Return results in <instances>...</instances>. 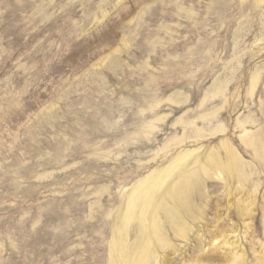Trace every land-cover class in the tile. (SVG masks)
<instances>
[{
	"label": "rangeland",
	"instance_id": "rangeland-1",
	"mask_svg": "<svg viewBox=\"0 0 264 264\" xmlns=\"http://www.w3.org/2000/svg\"><path fill=\"white\" fill-rule=\"evenodd\" d=\"M160 180L151 264H264V0H0V264H123Z\"/></svg>",
	"mask_w": 264,
	"mask_h": 264
},
{
	"label": "bare ground",
	"instance_id": "bare-ground-1",
	"mask_svg": "<svg viewBox=\"0 0 264 264\" xmlns=\"http://www.w3.org/2000/svg\"><path fill=\"white\" fill-rule=\"evenodd\" d=\"M227 169L229 172L231 171L229 166L227 167ZM153 179H154L153 181L156 182L155 178H153ZM161 179H165V178L163 177ZM148 181H150V180H148ZM162 181H164V180H162ZM162 181L160 180L159 183H155L154 186L151 187L150 194L147 197L141 195V196H143L144 201L140 203L141 205H140L139 216L138 217L134 216L136 218V219H134L133 215H131L132 216L131 218H133L134 221H137L136 223H137V233L138 234H137V237L136 236L134 237L135 240L132 243V248H130L131 253L128 251L125 256L122 255V256H124V258L122 259L123 264H151V257H152L151 250H152V245H153L152 243H157L160 247H170V244L166 238L167 235L166 236L163 235V229L161 228V223L159 221L160 213L164 214L165 223L167 224L168 229L173 230L175 236H177L178 238L186 240L187 236L189 235L188 231L191 229L187 225V223H185V220L190 218V217L192 218V216H193V209H192V204H191L192 203V195H191V192L189 191L191 186H190V184L187 185L184 183L185 186H183L184 184L183 185L181 184V185H178L175 187L171 186V187L166 188L165 195L169 200V205L167 206V205H165L164 201L163 202L161 201V199L159 198L160 196H158V193H157V192L160 193V191H158V190H160V186L162 185ZM146 184H147V182H145L144 187H146ZM141 192H142V190H141ZM143 192H142V194H143ZM137 193L139 194L140 192H137ZM136 196H137V194H136ZM135 210H136V208H135ZM130 220L125 219V221H126L125 223L129 224ZM132 222H133V220H132ZM163 227H164V225H163ZM218 244H217V246H218ZM123 247H121V248L123 249ZM158 247H156V248H158ZM221 249H225L226 251L228 250V251H233V252L237 251L238 243L235 241L224 239V240H222ZM242 251H241V253L243 255L244 252H242ZM123 254H125V252ZM173 254H174L173 251L167 252L163 256L162 255L160 256L158 253L156 256V262H157L156 264H168L170 261V257ZM233 254H235V256H236V253H233ZM242 255H239L237 258L235 257L234 260L232 261V263H230V264H235L236 259L237 260H239L238 258L241 259ZM232 256H234V255H232ZM118 262H119V259H118ZM236 263H238V262L236 261Z\"/></svg>",
	"mask_w": 264,
	"mask_h": 264
}]
</instances>
